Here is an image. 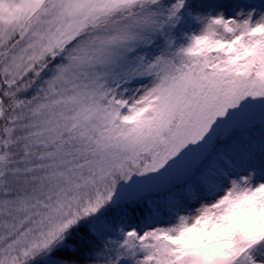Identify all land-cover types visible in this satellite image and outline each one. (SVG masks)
<instances>
[{"label":"snow or ice","instance_id":"6c2138e0","mask_svg":"<svg viewBox=\"0 0 264 264\" xmlns=\"http://www.w3.org/2000/svg\"><path fill=\"white\" fill-rule=\"evenodd\" d=\"M0 264H264V0H0Z\"/></svg>","mask_w":264,"mask_h":264}]
</instances>
